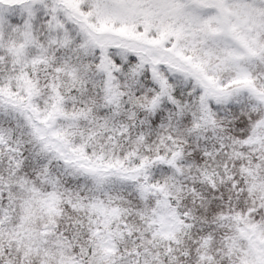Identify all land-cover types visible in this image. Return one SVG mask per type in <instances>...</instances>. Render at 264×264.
<instances>
[{
    "label": "snow or ice",
    "instance_id": "1",
    "mask_svg": "<svg viewBox=\"0 0 264 264\" xmlns=\"http://www.w3.org/2000/svg\"><path fill=\"white\" fill-rule=\"evenodd\" d=\"M0 264H264V0H0Z\"/></svg>",
    "mask_w": 264,
    "mask_h": 264
}]
</instances>
